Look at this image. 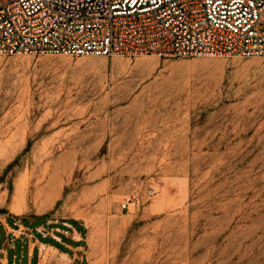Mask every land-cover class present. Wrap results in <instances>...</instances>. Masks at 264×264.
I'll return each mask as SVG.
<instances>
[{"label":"rangeland","instance_id":"374dc122","mask_svg":"<svg viewBox=\"0 0 264 264\" xmlns=\"http://www.w3.org/2000/svg\"><path fill=\"white\" fill-rule=\"evenodd\" d=\"M7 219L81 264H264V59L0 56Z\"/></svg>","mask_w":264,"mask_h":264},{"label":"built area","instance_id":"2783aa9c","mask_svg":"<svg viewBox=\"0 0 264 264\" xmlns=\"http://www.w3.org/2000/svg\"><path fill=\"white\" fill-rule=\"evenodd\" d=\"M16 54L264 59V0H0V56Z\"/></svg>","mask_w":264,"mask_h":264},{"label":"crops","instance_id":"0c3cea01","mask_svg":"<svg viewBox=\"0 0 264 264\" xmlns=\"http://www.w3.org/2000/svg\"><path fill=\"white\" fill-rule=\"evenodd\" d=\"M13 224L10 219L0 223V264H16L15 259L19 264H40L42 252L47 249L67 264H81L83 257L72 254L82 250L81 237L73 233L67 235L66 231L37 237L35 234L20 235L19 229L12 228ZM71 228L74 230L72 225Z\"/></svg>","mask_w":264,"mask_h":264},{"label":"bare ground","instance_id":"6f19581e","mask_svg":"<svg viewBox=\"0 0 264 264\" xmlns=\"http://www.w3.org/2000/svg\"><path fill=\"white\" fill-rule=\"evenodd\" d=\"M42 246V245H41ZM48 250V249H47ZM46 250V251H47ZM53 250V249H52ZM45 252V251H44ZM43 256V255H42ZM49 257H50V254L48 253V252H46V253H44V258H43V260H47V259H49Z\"/></svg>","mask_w":264,"mask_h":264},{"label":"trees","instance_id":"16d2710c","mask_svg":"<svg viewBox=\"0 0 264 264\" xmlns=\"http://www.w3.org/2000/svg\"><path fill=\"white\" fill-rule=\"evenodd\" d=\"M72 226H78V223L75 220H70ZM80 230V229H79Z\"/></svg>","mask_w":264,"mask_h":264}]
</instances>
